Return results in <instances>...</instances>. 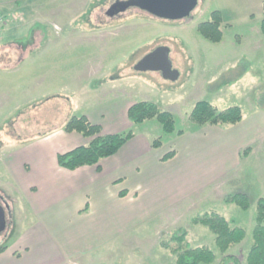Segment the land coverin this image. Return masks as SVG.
Listing matches in <instances>:
<instances>
[{
    "label": "rangeland",
    "instance_id": "374dc122",
    "mask_svg": "<svg viewBox=\"0 0 264 264\" xmlns=\"http://www.w3.org/2000/svg\"><path fill=\"white\" fill-rule=\"evenodd\" d=\"M114 1L0 0V195L10 204L0 244L12 246L21 231L35 222L28 194L6 162L28 141L64 128L74 115L102 123L107 110L116 113L119 122L129 103L153 101L173 113L177 129L188 134L185 140L176 133L165 135L156 119L133 130L149 139L162 137L163 150L157 151L178 149L183 161L190 157L186 150L194 145L192 141L197 142L190 137L199 126L189 114L200 100L221 109L241 106L243 128L234 133L241 136L255 130L257 122L251 121L258 109H264V34L260 29L264 0H197L187 17L174 19L158 17L140 6L114 17L107 12ZM216 10L221 12L223 39L211 42L198 25L210 20ZM160 47L169 52L178 73L174 79L160 71L136 69ZM184 142L189 146H182ZM200 143L211 142L202 137ZM252 148L246 156H233L234 167L208 187L178 200L82 262L69 264H176L173 249L178 241L173 234L181 228L189 245L215 248L216 235L208 225L191 222L207 212H217L230 225L246 230L245 239L230 251L241 257L253 243L258 201L264 198V139ZM204 154L208 162L212 155ZM235 193L249 195L248 209L224 201ZM260 223L264 225V217ZM220 259L214 264H221Z\"/></svg>",
    "mask_w": 264,
    "mask_h": 264
},
{
    "label": "crops",
    "instance_id": "0c3cea01",
    "mask_svg": "<svg viewBox=\"0 0 264 264\" xmlns=\"http://www.w3.org/2000/svg\"><path fill=\"white\" fill-rule=\"evenodd\" d=\"M130 105L123 108L121 121L106 110L102 123H95L106 133L135 128L128 116ZM251 122H257L255 130L241 136L233 130H241L243 122L230 130L206 126L200 132L195 128L190 138L197 142L192 141L194 145L186 150L190 157L185 161L178 149L171 160L162 161L167 151L158 152L162 147L154 149L153 139L135 133L115 155L98 165L70 170L59 165L58 154L90 139L60 128L28 141L12 152L6 165L27 192L35 222L0 253V264H69L105 249L234 167L233 156L264 139V109H258ZM187 135L179 136L184 139ZM202 137L210 145L200 143ZM185 143L182 146H189ZM205 152L212 155L208 162Z\"/></svg>",
    "mask_w": 264,
    "mask_h": 264
},
{
    "label": "trees",
    "instance_id": "16d2710c",
    "mask_svg": "<svg viewBox=\"0 0 264 264\" xmlns=\"http://www.w3.org/2000/svg\"><path fill=\"white\" fill-rule=\"evenodd\" d=\"M20 0H16L19 2ZM260 29L264 34V19L261 22ZM199 32L211 42H220L223 39L222 17L219 10L212 12V18L198 25ZM128 116L133 125H140L144 122L156 119L165 135H182L184 130L177 129L175 116L172 112L161 108L153 101H138L132 103L128 109ZM245 118L241 106H229L219 108L207 100L196 102L189 119L195 125L202 128L206 126L230 127L241 123ZM67 132H79L89 140L88 143L77 146L71 150L60 152L58 154V163L60 166L75 170L82 166L98 165L104 158L115 155L130 139L135 136L132 129L118 133H106L99 123L92 122L88 116L74 115L69 118L64 126ZM163 138L159 137L152 140V147L159 149L163 146ZM252 147L246 148L241 156H246L252 151ZM176 155L175 149H171L162 157V161H169ZM125 195V191L121 192ZM0 202L8 204L9 202L1 196ZM225 202L235 203L243 209L250 207V198L246 193L229 194L224 198ZM259 215L258 224L254 228V240L250 248L242 254L230 252L233 248L240 245L246 237V230L240 226H232L227 218L217 212H207L194 216L191 222L207 224L213 233H215V248L208 245L191 246L184 242L185 232L183 228L174 233V241H178L173 249L174 260L176 264H214L219 258L221 264H264V225L260 221L264 217V198L258 201ZM87 210V208H86ZM7 244H0V253L6 251ZM19 254V253H18Z\"/></svg>",
    "mask_w": 264,
    "mask_h": 264
},
{
    "label": "water",
    "instance_id": "95a60500",
    "mask_svg": "<svg viewBox=\"0 0 264 264\" xmlns=\"http://www.w3.org/2000/svg\"><path fill=\"white\" fill-rule=\"evenodd\" d=\"M131 4L132 3H129L128 5ZM196 4L197 0H138V2L135 3V5H139L153 15L171 19L187 17L195 8ZM136 69L160 71L167 79H174L175 75L178 74L173 68L168 50L162 47L146 55L136 65ZM6 227V208L0 203V233H2Z\"/></svg>",
    "mask_w": 264,
    "mask_h": 264
},
{
    "label": "flooded vegetation",
    "instance_id": "af4514ba",
    "mask_svg": "<svg viewBox=\"0 0 264 264\" xmlns=\"http://www.w3.org/2000/svg\"><path fill=\"white\" fill-rule=\"evenodd\" d=\"M136 2H138V0H116L111 4L107 12L111 13L114 17L118 16L123 9L126 10L134 6H139L135 5ZM129 3L132 4L128 5Z\"/></svg>",
    "mask_w": 264,
    "mask_h": 264
}]
</instances>
